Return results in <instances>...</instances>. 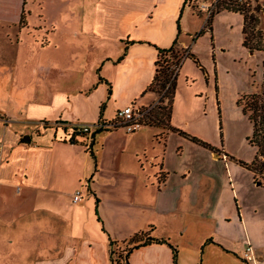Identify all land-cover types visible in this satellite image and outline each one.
Wrapping results in <instances>:
<instances>
[{"label":"crops","instance_id":"crops-1","mask_svg":"<svg viewBox=\"0 0 264 264\" xmlns=\"http://www.w3.org/2000/svg\"><path fill=\"white\" fill-rule=\"evenodd\" d=\"M190 8L186 0H0V264H122L111 262L110 241L117 247L148 229L177 248L176 264H198V249L213 248L244 264L243 245L256 241L237 207L233 162L246 168L238 160L254 156L245 161L224 146L222 87L233 63L254 52L243 45L242 14L220 10L206 27L208 16ZM222 20L236 21L238 52L218 33ZM174 40L198 64H178L168 122L132 132L106 126L94 161L85 144L98 124L128 104L158 101L149 87L158 48ZM198 218L208 231L193 255ZM127 259L175 264L163 242Z\"/></svg>","mask_w":264,"mask_h":264},{"label":"rangeland","instance_id":"rangeland-1","mask_svg":"<svg viewBox=\"0 0 264 264\" xmlns=\"http://www.w3.org/2000/svg\"><path fill=\"white\" fill-rule=\"evenodd\" d=\"M223 1L225 0H186V5H188L189 8L191 7L195 12L204 13L207 17L211 11L216 9V4L218 2L223 3ZM245 1L246 6L250 9L248 13L258 18L257 27L262 30L264 35V0ZM186 17L187 16L185 15V19ZM195 17V15L189 14L188 20H190V24H195L197 20ZM200 19L201 18L198 17L199 21ZM235 23L236 21H229L228 23L225 20L220 21L218 33L221 34L222 37H224L226 33L230 34L227 38L231 40L233 46L232 50L238 52L241 49V46L238 41V26ZM1 37L2 36L0 35V38ZM263 56V52L254 51V53L249 55V58L245 61L233 63L234 67H230V70H228L230 71L228 76L232 73L231 82L228 80V76H226L225 80H223V82H226V87L224 88V84L222 87L224 97L223 110L221 113L223 143L227 148L228 153L245 161L251 160L254 156L255 149L251 147L246 140L250 135L251 126L247 118L241 113L240 107L235 104L234 96L238 91L250 93L259 88V84L261 82V59ZM154 88L158 90V92H156L158 100L162 97V101L160 103L157 101L158 103L156 102L154 105L163 107L160 118L161 121L165 123L167 119L166 112L170 94L167 87L158 89L157 85H155ZM217 128L218 127L214 129V136H212V138L216 141L219 139V132ZM233 164L236 165L234 179L238 184L240 195L239 200H236L237 204L239 203L237 207H240L239 211H241V215H243L246 220L247 233L252 238H255L256 243L253 245L254 248L252 247L254 256L256 257L258 264H264V185H256L253 183L250 171L242 166H239L235 162H233ZM216 167L217 169L219 168L218 165ZM234 198L237 199L235 196ZM230 209L232 212L237 213L233 198H230L229 200V210ZM201 221V218H198L195 221L196 225H194L191 229L193 239L188 242V250L190 251L191 248L190 252H192L193 255L195 253L194 250L196 241L200 236H202V234L207 233L208 231L207 226L202 224ZM248 243L249 242H245L243 250ZM125 248H127L126 243L123 242L117 245L116 251L117 253H121L124 257L125 253L123 251ZM214 251H216L215 248L211 249V251L205 249L204 253L201 249H198L196 263L200 264L202 259L203 264H239L235 261L232 255L221 256V253L219 255V253ZM185 252L186 251L184 250L182 254ZM244 264L248 263L244 262Z\"/></svg>","mask_w":264,"mask_h":264},{"label":"trees","instance_id":"trees-1","mask_svg":"<svg viewBox=\"0 0 264 264\" xmlns=\"http://www.w3.org/2000/svg\"><path fill=\"white\" fill-rule=\"evenodd\" d=\"M216 6V9L214 11H211V13L207 17V22L205 25L206 27L209 23L208 19L212 15V13L218 12L220 10L239 12L243 16V45L251 52L260 51L264 53V35L262 30L257 27L258 18L248 13L250 9L246 6L245 0H225L223 1V3L218 2ZM202 32L203 28L198 32L197 35H200ZM184 57H191L198 64V60L194 57V55L187 49L180 48L176 40H174L168 48H158V55L155 61L154 76L149 87L154 92H158V90L154 88L155 85H157L158 89L167 87L170 94L166 112L167 119L166 122L163 123L160 118L161 110L163 107L153 105L152 107H150L148 114H146V116L142 120L143 124H158L165 126L168 122L176 84L177 66ZM161 101L162 97L159 98L158 102L160 103ZM236 103L238 106H240L242 113L246 115L248 121L251 124V134L247 138V141L255 149L254 157L251 162L247 163L242 160H238V162L253 173L254 181L264 185V56L261 59V82L259 84V88L254 92L243 93L237 99ZM103 129L104 128L102 126L96 127L89 136V142L85 144L87 151L90 153V156L94 161L96 157L93 150L95 137ZM169 129L177 131L180 134L189 137L191 140L205 147L211 148L210 145L196 138L195 136H191L174 127H169ZM79 131L83 135H86L88 133L86 131H83L81 128L79 129ZM124 242L126 243L127 248H125L123 251L125 253V256L123 257L121 253H117L116 247L114 245L115 241H110V260L112 263L117 262L128 264V255L134 248L152 242H163L168 243L172 248L173 261L176 264L177 248L171 245L166 239L155 238L151 234L150 229L146 231H138Z\"/></svg>","mask_w":264,"mask_h":264},{"label":"built area","instance_id":"built-area-1","mask_svg":"<svg viewBox=\"0 0 264 264\" xmlns=\"http://www.w3.org/2000/svg\"><path fill=\"white\" fill-rule=\"evenodd\" d=\"M174 68V67H173ZM176 70V67H175ZM148 107H135L133 104H128L122 108H119L116 113V118L114 121L110 122L109 124H104L98 126H102L105 128H116L121 127L126 132H132L138 129L141 125H143V119L149 112ZM97 126V127H98ZM83 131L89 132L88 127H81ZM82 199V191L81 189H76L74 191L73 201L77 202ZM242 260L247 262L248 264H258L256 257L254 256V252L250 243L246 244L245 249L242 251L241 254Z\"/></svg>","mask_w":264,"mask_h":264}]
</instances>
